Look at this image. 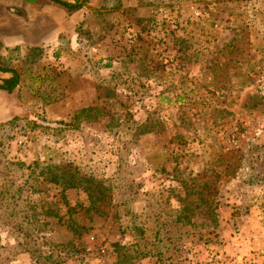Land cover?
<instances>
[{
  "label": "rangeland",
  "instance_id": "1",
  "mask_svg": "<svg viewBox=\"0 0 264 264\" xmlns=\"http://www.w3.org/2000/svg\"><path fill=\"white\" fill-rule=\"evenodd\" d=\"M51 1L0 0V65L35 85L4 97L13 115L0 123V264H246L217 248L240 246L250 208L264 210V0ZM84 103L63 133L82 140L72 151L102 152L87 161L109 175L130 149L119 169L142 180L137 200L154 189L168 202L143 211L139 199L126 212L100 184L92 207L93 186L61 191L20 160L15 139L29 141L23 158L49 149L53 128ZM47 110L59 113L55 125L42 123ZM133 213L150 226L133 228Z\"/></svg>",
  "mask_w": 264,
  "mask_h": 264
},
{
  "label": "trees",
  "instance_id": "2",
  "mask_svg": "<svg viewBox=\"0 0 264 264\" xmlns=\"http://www.w3.org/2000/svg\"><path fill=\"white\" fill-rule=\"evenodd\" d=\"M53 1L62 5L63 7H65L66 10H72L78 6V5L68 3L65 1H60V0H53ZM102 62H103V63H101L102 67H106L108 69L111 68L112 63L109 61V59H102ZM0 72H7L9 74L8 77H5V78L0 77V90H4L7 93H9L18 84V74L13 68H10L8 66H3V65H0ZM69 127H71L70 122H63V124H60L57 127H54L53 131H54V133H58V134L61 133L63 135L64 131ZM78 127H80V126H78ZM116 131H118V129H117V127H114L113 132H116ZM125 133H127V132L125 131ZM122 136H123V134H122ZM50 150L54 151V149L51 147H50ZM123 151H125V150L122 149L121 153L118 152L119 155H121V159L113 161V164L116 165L115 171L113 173H111L110 175H107V174L103 173V171L98 170L95 165H91L87 161V159H92V158L88 157L86 154L85 155L83 154L82 156H79L77 158H67V157H63V156L59 157L58 153L56 155L53 154L54 156L51 155L53 157L50 156L47 160L45 159L41 164H38L37 168L39 169V173H41V174L45 173L44 178H46L48 181L54 182L55 184L61 185L62 188H74V189H77L79 191L80 187L83 188V185H84V189L86 191H88L89 187H87V185L93 186V188H95L96 191L95 192L93 191L94 193L89 194V196H88L89 203L91 202L92 205L91 204L90 205L92 207H93V203L91 201L92 199H93V202L95 200L98 201V200L103 199L104 194H102V190H100V188H102V187H100V184H106L105 187H104V185H102L104 187V189H106L109 194H110V192H113L117 197L119 196L120 200L118 201L119 202L118 205L126 207V210H127L126 212H128V206L133 205L134 202L136 201V195L135 194L137 193V187L138 188L142 187L143 183H142V180H136V183H137V187H136V184H134L132 182V178L131 177L126 178V173H124L121 169H119V165H121L120 163L124 162L129 157V155L131 153L130 149H128L125 154L123 153ZM95 154H99V153H95ZM100 158H101V156H99V159H97V160H94V159H92V160L96 165H98L100 162ZM103 159L107 162L109 160L110 164H111V161H112L111 156H104ZM56 166H62V167H60L61 168L60 169ZM124 176L126 179L124 178ZM151 190H150L151 192L148 193V195L146 197L145 196L143 197L142 202L145 204L143 211H146V206H148L149 203H152L154 205H156V204L160 205V204H163L164 201L168 202L167 197H165V198H161L160 196L157 197V192L154 191V189H151ZM152 193H156V194H152ZM14 196L17 197L18 195L16 194ZM152 196L154 198H152ZM131 211L132 210L130 209L128 216H127L128 218H129V215L131 214ZM140 213H137V214L133 213L132 217H130V220L133 223V228L135 227L137 230L146 229L145 225L150 226L147 222L150 218L138 217V215H140ZM231 213H232V217L237 216V211H235V209H234V211L232 210ZM175 215H176L177 219H179L180 212H176ZM124 216L125 215H123V217H122L123 219L126 218ZM157 217H159L161 220L159 222H157L156 220L153 219V221H155V223L157 222L154 225V227H156L155 234L157 235V237H156L157 241H161L162 236L160 235V232L164 228L163 227L164 224L162 222L165 223V221L163 220L164 217H162V218H161V216H157ZM181 217L184 218V215L181 214ZM146 222H147V224H145ZM142 223H144L143 225L145 227L142 225ZM165 225L167 226V223H165ZM134 233L132 232V234H133L132 236L134 238L133 244L137 243L138 238H139ZM142 235H144V233ZM143 239H147V238H145V236H143ZM151 241L153 243L154 239L151 238ZM157 252L158 251H147L146 253L150 257H152V255L156 254Z\"/></svg>",
  "mask_w": 264,
  "mask_h": 264
},
{
  "label": "crops",
  "instance_id": "3",
  "mask_svg": "<svg viewBox=\"0 0 264 264\" xmlns=\"http://www.w3.org/2000/svg\"><path fill=\"white\" fill-rule=\"evenodd\" d=\"M41 4L43 6H45V7H51L52 6V1L51 0H44V1L41 0ZM22 45L26 47L27 45H29V43L22 42ZM14 48H17V47H15V45H7L5 47V51L7 52V54H9V53L12 52V50H14ZM18 49H19V46H18ZM18 49H16V50L18 51ZM8 67L12 68L11 66H8ZM0 73H1L0 77H4L5 78V77L9 76V74L7 72H0ZM31 77L34 78V75L31 74ZM32 82L33 81L26 80L25 83H22L21 82V77H20V82L18 81V84L16 85V87L14 89L18 88V86L20 85L24 89V92H26L27 90L31 89L30 86H35L34 83H32ZM36 85L39 86L40 84L36 83ZM12 91L7 93L4 90H0V123L5 122L9 118H11V116L13 115V110H10L9 108H7V110L9 109L7 111V114H5V111H4V103H5L4 102V97H5V94L8 95V94L12 93ZM63 92L64 93L73 94V95H75L74 97H76L75 91L73 89H71L70 92H69V90L67 88H64ZM37 94H39V92H37ZM63 97H65V96H62V98ZM59 100H60L59 102H62V103L65 104V99H62V100L59 99ZM40 103H41V99H40ZM45 104L46 105H45L44 109L46 107H50L51 106L50 105L51 103H45ZM88 107H89L88 103L80 104L79 107L76 108L75 111H77V110L82 111L83 108H88ZM65 108H66V106H65ZM79 111H77V113H75L74 115L71 114L70 118H69V115L60 116V118L61 117H63V119H64V117H68L69 118V119H64V120H67V121H63V122H72L74 120L76 122V119L78 118V112ZM58 117H59V113L58 112L53 111V110H47V112H46L47 122L46 123L42 122V121L41 122L43 124H45V125H47V124L48 125H55ZM79 128H81V127H79ZM47 137H48V135H47ZM50 138H51L50 141L48 139L47 142H51V148H54V151L50 150V148L49 149H42L41 151H38V152H36V153H34L32 155H29V156L27 155L28 157H25V158H23L20 155V153H17L19 158H20V160H22L25 163H28V162L34 163L35 162L36 165L38 166V164H41L45 159L47 160L51 155H53V154L56 155L57 153L59 154V157L63 156V157H67V158H77V157L82 156L83 154L85 155L87 153L92 154V152L89 151L90 149H88V150H84V149L80 150L79 149L78 152H77V149L72 151L71 147L72 148L79 147V145H80L79 143L82 142V140L78 136L77 137L76 136L70 137V136H67V134L62 135L61 133L60 134L55 133ZM60 144L62 145V147H60ZM66 144H67V146H66ZM83 147H84V145H83ZM97 153H99V156L102 155V152H97ZM11 155H12V153H10V156ZM53 156H51V157H53ZM56 167L60 168L62 166H56ZM103 167L105 169L104 168L100 169L98 167H97V169L103 171V170H106V168H107V170H108V166H103ZM34 172L37 173L40 176V178H41V176L44 177V175H45V173L44 174L39 173V169H38L37 172H36V170ZM7 173H9V172H7ZM105 174H107V173H105ZM43 182L44 183L47 182L48 184H52L54 186H57L59 188V190H61V191H71L72 189L74 190V188H62L61 185L55 184L54 182H51V181H48L46 178L44 179ZM143 196L144 195H142L141 199L139 198L141 201L143 200ZM138 200H137V197H136V201L134 203H137ZM74 202H75V198H74V201L72 200V203H74ZM228 202H230V204H232L233 201H228ZM254 209H256V205L251 207L250 211L248 213L249 214L248 216L250 218L249 220L251 221L250 225L246 226V227H243L242 228V232H241L242 235L240 237L238 236L240 238V240L237 241V244H240V246H232L231 244H233V243L229 242V241H226L223 245L221 244L220 246H218L217 249L219 251V255L221 257L223 256V259H224L223 250H227L226 248L230 249V247H233V249H236V250L233 253H232V251H230L231 254L235 255L237 253V251H238L239 254H240V259L242 258V260L246 261V264H255L256 263L255 262L256 259H254L255 255H254V253H249V249L252 250V249L257 248L261 244L262 239H264V210L261 211V212L259 211L260 213L257 215L258 210L256 209L257 212H255ZM224 236L225 235L223 233L218 235L219 238L222 237V240H223ZM234 238H236V237L235 236H229L228 239L232 240Z\"/></svg>",
  "mask_w": 264,
  "mask_h": 264
},
{
  "label": "built area",
  "instance_id": "4",
  "mask_svg": "<svg viewBox=\"0 0 264 264\" xmlns=\"http://www.w3.org/2000/svg\"><path fill=\"white\" fill-rule=\"evenodd\" d=\"M28 139L26 136H23L21 138H17L14 143L16 145V148L19 150L20 153L24 152L28 148ZM27 154V153H26ZM25 156V155H22ZM91 242H95L94 237L90 236ZM96 244V250L98 253V256L103 260V257L105 255V249L104 247L100 244L95 242ZM256 260H258L259 264H264V241L253 251Z\"/></svg>",
  "mask_w": 264,
  "mask_h": 264
}]
</instances>
